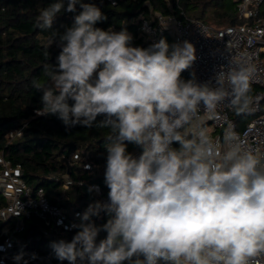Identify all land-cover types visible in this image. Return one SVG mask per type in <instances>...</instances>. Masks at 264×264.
<instances>
[{
  "label": "clouds",
  "instance_id": "1",
  "mask_svg": "<svg viewBox=\"0 0 264 264\" xmlns=\"http://www.w3.org/2000/svg\"><path fill=\"white\" fill-rule=\"evenodd\" d=\"M62 12L77 14L60 32L53 21ZM106 19L83 0H54L37 17L36 26L50 30L44 56L53 43L61 51L55 64L43 66L48 83L33 82L42 93L35 114L56 116L66 130H110L104 145L108 199L77 213L71 241L50 244L55 258L68 264H261L264 157L244 149L232 129L223 136L229 149L217 150L201 122L202 114L221 116L222 107L249 113L256 102L254 69L228 64L214 83L199 82L194 72L185 80L182 72L197 59L191 42L161 38L134 46L126 27L96 26ZM102 213L106 222L97 225L93 218ZM101 232L106 236L98 241ZM25 255L13 260L28 264Z\"/></svg>",
  "mask_w": 264,
  "mask_h": 264
},
{
  "label": "trees",
  "instance_id": "2",
  "mask_svg": "<svg viewBox=\"0 0 264 264\" xmlns=\"http://www.w3.org/2000/svg\"><path fill=\"white\" fill-rule=\"evenodd\" d=\"M52 2L54 0H0V158L10 162L13 167L20 165L23 178L33 191L44 187L51 202L76 206L82 213L89 203L108 197L109 189L104 184V145L110 130L80 125L66 130L56 116L35 114V110L41 107L40 103L31 105L22 100V96L36 94L34 81L45 83L44 64H54V58L44 56L45 50L36 37L40 10ZM83 2L96 4L106 15L107 19L96 25L102 29L116 23L120 28L124 26L136 31L143 18L151 17L156 12L181 16L183 11L186 16L215 25L241 21L234 0H118L117 5H111L106 0ZM79 11L77 5V13ZM207 12L210 17L206 21ZM77 13L62 12L53 23L63 22L71 26ZM17 26L24 27V31L17 32ZM164 39L170 44L173 40L171 36ZM135 46L146 48L149 45L143 43L142 39ZM182 78H191V73L182 72ZM255 88V85H251V92ZM20 128H23V134L11 139L10 133ZM135 148L131 144L128 146L130 152ZM68 179L71 183L69 188H65ZM92 183L101 186V195L94 190L89 191ZM93 219L97 225H102L107 217L102 213L100 218ZM6 226L5 223L0 226L3 236L11 231ZM78 230L54 232L51 238H47L42 233V223L34 218L22 236L25 241L29 239L33 246H42L51 239L71 241ZM105 236L106 233L101 232L98 241Z\"/></svg>",
  "mask_w": 264,
  "mask_h": 264
},
{
  "label": "built area",
  "instance_id": "3",
  "mask_svg": "<svg viewBox=\"0 0 264 264\" xmlns=\"http://www.w3.org/2000/svg\"><path fill=\"white\" fill-rule=\"evenodd\" d=\"M106 1L111 5L118 3V0ZM235 3L241 18L238 23L215 25L186 16L183 11L181 16L156 12L151 17L143 18L136 31L127 30L134 37V46L142 39L143 43L151 45L166 35L171 36L174 43L185 40L191 42L196 48L197 59L185 71L194 72L199 82L213 80L220 67L228 64L252 67L254 71L250 83L257 87L251 92L256 98L252 110L235 117L234 112L222 107L221 116L212 119L202 114L201 122L213 137L217 150L224 152L229 149L223 143V136L226 129H232L238 134L244 149H251L264 157V0H235ZM109 27L116 31L121 29L113 23L104 30ZM244 116H251V120L240 123ZM22 129L11 132V139L20 137ZM131 152L139 155L140 149L135 148ZM0 165V226L5 223L7 228H11L7 236H3L0 230V264H16L13 257L21 251L26 254L28 264H68L66 260H57L50 247L33 246L29 239L25 241L22 233L30 221L37 218L42 223V233L51 238L54 232L74 229L72 225L80 223L77 217L80 211L76 206L51 202L44 187L33 191L23 178L20 165L13 167L3 158H0ZM70 183L68 179L64 187L69 188ZM91 186H97L94 191L102 194L98 183H92ZM107 199L103 198L102 201L106 202ZM33 253L37 259H31ZM261 264H264V259H261Z\"/></svg>",
  "mask_w": 264,
  "mask_h": 264
},
{
  "label": "rangeland",
  "instance_id": "4",
  "mask_svg": "<svg viewBox=\"0 0 264 264\" xmlns=\"http://www.w3.org/2000/svg\"><path fill=\"white\" fill-rule=\"evenodd\" d=\"M230 1H231V0H230ZM234 1H235V0H234ZM208 17H210V16L208 15V12H207L206 15H205V19H206V21H207ZM213 23H214V22H213ZM214 24H216V23H214ZM225 24H227V23H224V24H222V25H225ZM66 26H67V25H66L65 23H63V22H62V23H58V24H54V23H53V29H57V30H59L60 32H63V31H64V28H65ZM15 28H16L17 32H23V31H24V27H22V26H17V27H15ZM49 36H50V30H49L48 32H45V31H42V30L39 28L36 37L40 40V42H41V44H42L44 50H45V47H46L47 42H48V40H49ZM166 37H168V35H166ZM171 41H172V43H174V40H171ZM175 42H176V41H175ZM48 51H49V53H50V57L55 59V60H54V64H55V63H56V57L59 55V52L61 51V48L58 46L57 43H53V44L49 47ZM47 83H48V78L46 77L45 84H47ZM41 95H42V93H41L40 91L37 90V91H36V94H30V95H28V96H22V100H23L24 102H27V103L31 104V105H36V104L40 103V97H41ZM250 120H251V116H244V117L241 118L240 123L248 122V121H250ZM53 241H54V240L51 239L50 242H47V243H46L45 247H47V248L50 247V244H51V242H53Z\"/></svg>",
  "mask_w": 264,
  "mask_h": 264
}]
</instances>
